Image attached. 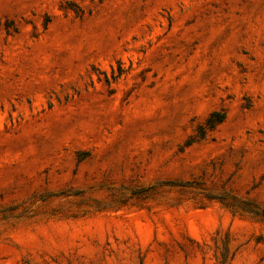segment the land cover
<instances>
[{
    "label": "rangeland",
    "instance_id": "obj_1",
    "mask_svg": "<svg viewBox=\"0 0 264 264\" xmlns=\"http://www.w3.org/2000/svg\"><path fill=\"white\" fill-rule=\"evenodd\" d=\"M0 264H264V0H0Z\"/></svg>",
    "mask_w": 264,
    "mask_h": 264
},
{
    "label": "trees",
    "instance_id": "obj_2",
    "mask_svg": "<svg viewBox=\"0 0 264 264\" xmlns=\"http://www.w3.org/2000/svg\"><path fill=\"white\" fill-rule=\"evenodd\" d=\"M223 119H224V113L215 111L214 113H212V116L208 118L207 124L209 127H213L216 123L221 122Z\"/></svg>",
    "mask_w": 264,
    "mask_h": 264
}]
</instances>
